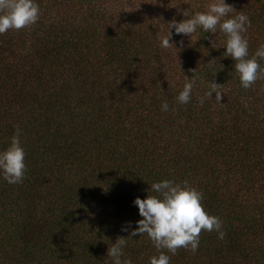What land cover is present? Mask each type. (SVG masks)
Masks as SVG:
<instances>
[{"label": "trees", "instance_id": "1", "mask_svg": "<svg viewBox=\"0 0 264 264\" xmlns=\"http://www.w3.org/2000/svg\"><path fill=\"white\" fill-rule=\"evenodd\" d=\"M37 2L36 23L0 34V149L18 125L26 153L22 182L0 177V264H112L120 236L122 259L149 264L167 249L129 236L142 218L133 199L165 178L199 190L225 233L202 230L170 264H264V72L242 87L219 30L159 46L180 9L206 11L209 0ZM226 2L250 18L251 56L264 0ZM185 76L194 86L180 104Z\"/></svg>", "mask_w": 264, "mask_h": 264}, {"label": "clouds", "instance_id": "2", "mask_svg": "<svg viewBox=\"0 0 264 264\" xmlns=\"http://www.w3.org/2000/svg\"><path fill=\"white\" fill-rule=\"evenodd\" d=\"M180 11L184 18L171 19L165 23L166 31L159 38V46L176 48L171 41L174 33L191 36L198 29L216 34L219 30L225 35L222 45L225 51L222 55L234 60V70L240 85L251 87L260 73L264 72V66L257 59L264 58V42L249 55V42L243 35L251 23L248 15L243 11H235L226 0H209L206 11H193L191 7ZM234 11V15H229ZM39 15L37 0H0V34L9 29L19 30L32 25L37 22ZM185 77L183 87L176 96L180 104L190 101L194 86L192 76ZM208 83L206 96L212 97L215 92V99L220 102L222 93L217 90L218 83ZM161 110H169L167 100L162 101ZM21 131L18 125L15 126L10 143L0 149V177L10 184L22 182L25 176L26 153L21 144ZM147 193L144 198L137 196L133 199L142 218L136 221L138 226L131 230L129 236L146 233L157 250L167 249V252L158 251L157 255L150 256L149 264H170L171 256L168 253L174 255L180 248L195 251L199 247L202 230H215L220 238L224 237L221 219L205 210L201 203L202 193L188 185L187 181L176 182L168 178L156 180L150 184ZM122 231H127V227H122ZM126 244V237L120 236L107 247V256L111 258L112 264H132L130 259H122Z\"/></svg>", "mask_w": 264, "mask_h": 264}]
</instances>
